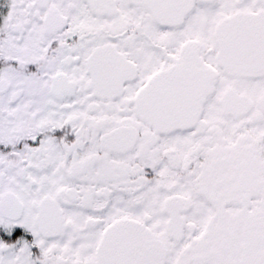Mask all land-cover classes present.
Segmentation results:
<instances>
[{"label":"snow or ice","instance_id":"obj_1","mask_svg":"<svg viewBox=\"0 0 264 264\" xmlns=\"http://www.w3.org/2000/svg\"><path fill=\"white\" fill-rule=\"evenodd\" d=\"M0 264H264V0H0Z\"/></svg>","mask_w":264,"mask_h":264}]
</instances>
